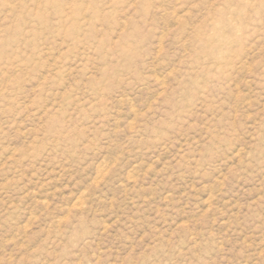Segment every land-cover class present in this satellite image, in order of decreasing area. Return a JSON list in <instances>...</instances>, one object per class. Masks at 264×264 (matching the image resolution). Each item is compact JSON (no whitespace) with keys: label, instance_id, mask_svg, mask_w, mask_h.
Listing matches in <instances>:
<instances>
[{"label":"rangeland","instance_id":"374dc122","mask_svg":"<svg viewBox=\"0 0 264 264\" xmlns=\"http://www.w3.org/2000/svg\"><path fill=\"white\" fill-rule=\"evenodd\" d=\"M0 264H264V0H0Z\"/></svg>","mask_w":264,"mask_h":264},{"label":"bare ground","instance_id":"6f19581e","mask_svg":"<svg viewBox=\"0 0 264 264\" xmlns=\"http://www.w3.org/2000/svg\"><path fill=\"white\" fill-rule=\"evenodd\" d=\"M227 26V25H226Z\"/></svg>","mask_w":264,"mask_h":264}]
</instances>
